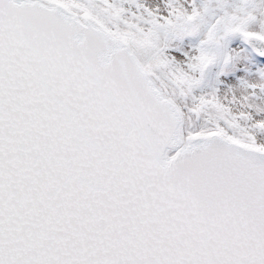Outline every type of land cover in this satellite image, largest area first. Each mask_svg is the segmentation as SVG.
Segmentation results:
<instances>
[{
    "label": "snow or ice",
    "instance_id": "obj_1",
    "mask_svg": "<svg viewBox=\"0 0 264 264\" xmlns=\"http://www.w3.org/2000/svg\"><path fill=\"white\" fill-rule=\"evenodd\" d=\"M0 264H264V0H0Z\"/></svg>",
    "mask_w": 264,
    "mask_h": 264
}]
</instances>
